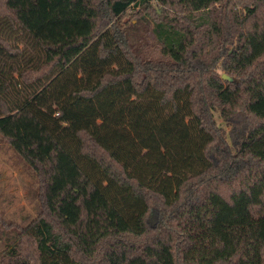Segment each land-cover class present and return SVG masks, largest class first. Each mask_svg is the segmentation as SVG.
<instances>
[{
    "label": "trees",
    "instance_id": "1",
    "mask_svg": "<svg viewBox=\"0 0 264 264\" xmlns=\"http://www.w3.org/2000/svg\"><path fill=\"white\" fill-rule=\"evenodd\" d=\"M0 137V264H264V0H0Z\"/></svg>",
    "mask_w": 264,
    "mask_h": 264
},
{
    "label": "rangeland",
    "instance_id": "2",
    "mask_svg": "<svg viewBox=\"0 0 264 264\" xmlns=\"http://www.w3.org/2000/svg\"><path fill=\"white\" fill-rule=\"evenodd\" d=\"M224 75L228 76L223 73L222 78ZM164 114H167V110L164 111ZM216 118L223 128L228 129L218 116ZM128 132L132 133L134 137L136 136L132 129ZM121 150L123 158H128V161L132 163L130 165L132 170L140 173L142 171L141 156L145 150L141 149L135 159L132 158V155L129 156L127 147L123 146ZM37 192L38 181L35 170L5 139L0 137V245H3L6 234H9L13 229L16 231L18 225L25 226L28 221L30 222L36 217L39 212ZM5 224L14 226L7 229Z\"/></svg>",
    "mask_w": 264,
    "mask_h": 264
},
{
    "label": "water",
    "instance_id": "3",
    "mask_svg": "<svg viewBox=\"0 0 264 264\" xmlns=\"http://www.w3.org/2000/svg\"><path fill=\"white\" fill-rule=\"evenodd\" d=\"M223 79H225V80H230V81H231V78L228 77V76H226V75L223 76Z\"/></svg>",
    "mask_w": 264,
    "mask_h": 264
}]
</instances>
